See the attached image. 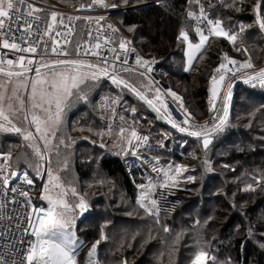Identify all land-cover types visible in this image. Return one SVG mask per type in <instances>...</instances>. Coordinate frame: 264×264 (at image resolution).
<instances>
[{
    "label": "trees",
    "instance_id": "obj_1",
    "mask_svg": "<svg viewBox=\"0 0 264 264\" xmlns=\"http://www.w3.org/2000/svg\"><path fill=\"white\" fill-rule=\"evenodd\" d=\"M46 1L54 2L59 6H78L91 0ZM30 2L35 4L32 0ZM109 2H112L111 5H115V7L103 9L112 10L110 18L114 17L118 21L119 40L129 41L128 45L145 58H160L161 62L156 67L154 76L164 84L165 88L169 87L180 93L183 102L189 107V113L194 115L198 113L200 119L207 118L211 114L208 110V107L210 108V93L207 84L210 81V75L213 74L214 61L218 56L225 53L240 55L244 51L237 49L248 47L250 56L252 54V64L260 65L264 60V31L258 27L254 12L257 0H235L234 4L233 0H201L205 10L223 22L226 31L229 33L238 32L241 25L245 27V31L240 35L236 44L224 37L211 36L205 48L197 54V59L192 62L187 71L185 70L187 69L185 49L188 42L179 40L177 37L181 30H185L188 32L189 41L196 42L194 23L187 16V12L198 10L197 5L189 4L188 0H109ZM44 3L46 4V2ZM41 9L42 11L36 14L47 16L48 12L42 7ZM230 58L235 59L231 56ZM219 62H222V59ZM140 76L137 71H125L117 74L118 78H122L135 88L137 86L130 80L135 79L139 83ZM245 79H238L232 84L233 103L228 117V126L223 132L210 137L212 142L207 149L204 148L202 139L187 136L178 128L173 127V124L169 122L170 119L162 110L159 113L154 111L152 107L123 86L113 84L112 81L103 77L97 82H88V86L84 90L89 93L90 104L99 102L107 105L110 99L113 100L116 95L119 96L118 90L122 91L125 96L123 99L120 98L117 104L106 106L105 111L98 113L100 116L90 109L87 120L82 121L84 117L81 116V121L76 126L71 124L69 129H72L73 134L70 137L66 135L64 142L69 146V152L74 153L73 157L77 165L76 173L79 177L84 178V188L99 187L101 188V191L98 188L100 192L105 191L109 196L113 192L110 185L105 183L104 179L101 180L103 183L94 184L97 177L93 171L97 168L101 169L100 177L103 174L109 178L120 176L125 197L129 203L136 202L135 205L133 204L134 207L130 206L135 210L130 216L122 213L115 215L107 194L98 196L93 191L89 194L85 193V200L87 203L90 202L93 208L104 207L96 208L101 212L100 214H95L92 210H89L88 213L86 211L79 219L77 229L80 228V224L85 223V216L89 214L87 218H90L91 222H87L83 227L84 238L81 239L85 242L91 241L101 238L102 233L107 237L103 240L107 246L104 255L105 264H123L143 248H148L151 251V254L144 260L147 264H190L194 253L200 248L207 251L210 257H216L218 264H225L229 258L230 264H264L263 103L259 104L262 115L255 113L256 100L263 102L264 93L253 87L252 84L245 83ZM138 88L144 90L139 85ZM106 90H110V98ZM241 92L247 96L243 101H238ZM145 95L148 99L152 97L150 92ZM81 102L84 103L82 107L87 108L89 103ZM154 102L157 103V101ZM112 108L115 109V116L111 118ZM105 115L118 125L116 128H121V126L128 130L135 128L141 137L151 138V144L143 143L139 147L140 157H144L150 152L149 150H155L157 154L167 156L168 161H172L173 164L185 166L189 169L185 171L192 172L191 176L195 177V181L177 183V187L168 188L160 187V184L163 183L161 179L153 180L156 181L157 186L152 195L161 209L160 223H156L153 217L147 215L144 209L137 205L138 185L143 184L145 170L151 173L153 167L148 163L144 167L146 162L144 158H141L142 165L137 163L135 169H131L129 168V155L113 153L110 146L112 139L106 138L104 129L97 131L101 130L99 127V124L103 122L101 116ZM162 116L165 118H160ZM240 116L245 119L243 122L237 121ZM120 117H123V120ZM168 131L181 134L196 144V148L192 149V156L198 158L197 166L193 160L182 163L183 158L193 159L189 156L191 155L188 152L190 147H184L186 142L181 144L182 147L176 142L170 143L169 137H163ZM72 142L73 146H71ZM0 152L11 153V159L7 160L9 169L19 168L26 172L37 188L35 177L25 168L27 162L31 164L28 157L30 153L22 155L11 151L0 150ZM130 157L135 156L130 154ZM207 158L212 161L210 167L215 170L214 176L211 175V172H208V175L202 170L201 165ZM167 164L170 163L164 165ZM222 170H226L228 175L230 174L232 184L229 190L224 191L223 186L220 187L226 193V198L222 196L220 184L211 187L213 185L209 183L214 177L220 178L217 172ZM170 173H174V166L171 167ZM202 178H205L204 181ZM257 178L260 179V183L257 182ZM249 184L256 190L245 191L244 189ZM215 187L217 193L213 194L212 189ZM241 197H245V203L241 202L243 207L226 210V212L222 209V207L225 208V199L234 202ZM203 199L210 203L213 201V205L216 204V206L219 202L220 208L211 211L207 210L208 208L203 209L201 213L205 214L206 218L200 217L191 220L187 213L190 214L194 211L192 208L194 205L200 208ZM215 216H219L216 222ZM143 218L149 222H143ZM121 225H127L125 226L126 230L123 231L124 234L120 232ZM165 226L170 229L169 232L163 231ZM250 231L251 235H249ZM177 236H179L178 240ZM147 241H149L148 245L142 248ZM209 264H212L211 260Z\"/></svg>",
    "mask_w": 264,
    "mask_h": 264
},
{
    "label": "snow or ice",
    "instance_id": "obj_2",
    "mask_svg": "<svg viewBox=\"0 0 264 264\" xmlns=\"http://www.w3.org/2000/svg\"><path fill=\"white\" fill-rule=\"evenodd\" d=\"M189 4H195L199 7V14L193 11L187 12V16L191 19L197 20L200 23H205V27H200L199 24L196 27L195 31L199 35V43L193 44L189 41L188 32L181 30L179 40L188 42V64L191 66L193 60L197 59V53H200L202 49L205 48V45L209 42L211 36L216 37H225L231 43L236 44L240 35L245 31L243 25L239 26L238 32L229 33L223 27V22L220 20L210 19L205 11L204 6L201 4V0H188ZM235 0H233V4ZM19 5V7H18ZM93 5L99 7H108L105 3V0H92V3L88 5L81 4V8L89 7ZM112 7H115L113 5ZM42 11V9L35 7V5L29 0H0V47L8 49L13 52L20 53H36L37 45L27 42V38L33 34V24L35 21L41 20V17L36 15V13ZM254 12L256 15V23L261 30H264V0H257V3L254 6ZM58 14L56 12L51 13V21L47 25V31L45 35L50 34L53 25L57 21ZM31 18V19H29ZM69 21L73 19H80V17H68ZM84 19L90 20L91 17H85ZM104 19V17H99V20ZM60 23L63 24V17L61 14ZM109 28H112L109 25ZM114 32H118L119 29L113 28ZM130 31L132 29H129ZM69 33L72 29L69 28ZM207 31V35H205ZM19 32L20 35L17 36L16 33ZM60 35V33H57ZM91 35V33H89ZM105 43H109L110 40L108 37L104 38ZM11 41V42H10ZM19 41V42H17ZM130 43L125 39L119 41V48L125 53L129 51L127 44ZM27 44V46H24ZM53 44L56 45L57 42L54 40ZM81 46H77V55H79ZM94 49L101 48L100 43L93 45ZM238 51L247 52V49H237ZM51 51L57 53L58 55L67 56L69 53L67 51L61 50L57 51V47L53 46ZM111 52L116 53L111 63L113 72H115V61H121L122 64L127 65V59L121 60L120 54L117 53L116 48L110 49ZM135 51V49H131ZM6 55V54H5ZM85 55H92L99 58V63H91L85 60H51L49 62H42L39 64V67L35 68L36 78L29 79L28 73L33 69L26 66L33 65L35 63L34 58H26L24 55H20L15 59H5L3 56H0V74H3L8 78L4 83H0V131L2 132H13L19 135H22L24 141H29L31 143L27 144V147L32 148L36 156L41 159L44 158L41 147L35 143L37 138L44 141V148L47 149L48 144L50 143L51 138L56 137V130L59 125L62 123L65 109L71 106L73 98L75 100H88V93L84 90L88 86V82H97L101 77H108L111 79L113 84L123 85L124 88L130 89L136 94V96L147 103L154 111L160 112L161 108L157 107L153 100L148 99V97L137 88L133 87L127 81L122 78H118L117 75L109 73V61L108 58L102 56L98 51H87L85 50ZM221 62L214 70L213 75L210 78V88H209V104L210 112L218 113L212 119L214 123L212 127L209 128L208 122L204 125L199 126L197 130L189 131V129L184 127H179L181 132L189 131V134L195 136L199 139H202L203 146L205 149L208 148L209 144L212 142L210 137L213 134L223 132L225 127L228 126V117H229V106L232 98V84L226 83V79H236L242 69H253L254 66L251 63V57L249 60L240 62L235 59L228 57L225 53ZM136 63L145 66L148 65V72H151L152 69L150 65L155 63V61L143 60L141 57H136ZM103 64L104 66H100ZM7 66V70L4 67ZM231 65L232 67H229ZM57 67H61L65 70L56 71ZM16 68L18 70H12ZM233 68L235 71H233ZM41 69H49L50 71L42 75ZM125 71H131V69L125 68ZM186 71L188 69H185ZM231 74V75H229ZM141 76L144 73H140ZM12 78H16L13 81ZM245 83L252 84L256 86L257 84L261 87H264V68L259 70H254L250 74H246ZM8 85L11 87V95H7ZM30 88V93L27 101L25 98L21 97L20 90H28ZM155 99L161 104L165 112H167L170 117L171 113L168 110V105L160 99V89H156ZM169 94L173 98V102L180 101V108H183L182 98L177 95L175 92L169 90ZM222 100V107L217 108V101ZM31 103V110L27 108V104ZM117 103L115 100H109L107 105ZM40 110L45 114L44 118H41L40 115L36 113L35 110ZM115 112V109H111ZM135 111V109H132ZM186 112L187 110L184 109ZM24 121H28L29 125L34 126L35 133L30 130H27L22 127H17L12 120V117L20 118ZM30 116V119H29ZM165 118V117H160ZM123 120V117H120ZM173 124V127H178V125L173 121L169 120ZM185 124L190 123V114L184 120ZM108 131L111 132V126H109ZM130 136L125 137L126 129L121 127L119 129V136L122 141H125L129 148H133V155H135V148L141 146V144L146 143L148 138L141 137L135 128L130 130ZM133 141H135V146H133ZM61 143L63 141L61 140ZM103 146V145H102ZM119 154V153H117ZM6 160L11 159V153H8L5 156ZM204 163L207 165L208 161L205 160ZM3 166H0L2 169ZM64 168H67V162L64 164ZM208 171H211V168H207ZM153 171H157L154 167ZM163 174V183L160 184L161 188L168 187H177V178L181 176L182 170L181 167H176L174 169V174H170V171L160 170ZM39 175V170L37 171ZM49 183L51 184V189H49L48 184L45 185V192L49 193L43 196V199L48 201L47 209H34L33 215L35 220L29 217L27 223L31 229V235L35 237L34 241L29 240L27 243L30 245L29 248L24 249V255L20 256L19 259H14L7 261L5 260V254H0V264H78L77 257L80 253L82 247L85 246V241L80 239L77 236L75 230V216L72 213L76 209H79L81 213L87 210V203L83 196H80L79 203L70 205L65 196L67 195V190H65L62 183H60V177L54 176L51 169L48 170ZM12 177H17V172L11 173ZM24 179L26 182L31 185L33 183L32 179H29L27 173H24ZM185 179L189 181H195V177L187 176ZM4 185L9 184V178L4 176L2 178ZM257 182L260 183V179L257 178ZM139 188L145 189V185H138ZM155 188V185L149 184L145 191L141 192V195L138 199V203L145 213L155 219L156 223H160V207L156 199H149V193ZM54 189H60L56 193L55 197L51 195V191ZM245 191H255L251 184L247 185L244 189ZM11 191L15 192L16 189L12 188ZM72 194L76 195V190L71 189ZM23 196H27V193H21ZM5 204L0 203V209H3ZM5 216L0 213V221L4 220ZM25 234L29 233V229H25ZM164 232H169L168 227L163 228ZM251 235V231L249 232ZM107 239L106 236L101 234L100 240L95 241L91 245V249L88 251V260L86 264H95L93 257L96 254L97 246L101 243V240ZM179 236H177V240ZM23 244L24 241H21ZM171 255V254H170ZM212 261V264H218L216 257L209 256V253L202 248L197 250L193 257L190 260V264H209V261ZM126 264V262H125ZM225 264H230L229 261Z\"/></svg>",
    "mask_w": 264,
    "mask_h": 264
},
{
    "label": "rangeland",
    "instance_id": "obj_3",
    "mask_svg": "<svg viewBox=\"0 0 264 264\" xmlns=\"http://www.w3.org/2000/svg\"><path fill=\"white\" fill-rule=\"evenodd\" d=\"M31 1V0H30ZM29 1V2H30ZM35 2V7L37 8H40L41 9V6H53V7H57V8H77L78 6L74 5V6H69V5H63V6H59L58 4L54 3V2H49V1H44L46 2V4L42 1V0H32ZM112 1V0H111ZM92 3V0L89 1V2H84V5H88ZM105 3L108 5V7H99V6H96V5H93L92 8L94 9H103V8H110L112 7V2H109V0H105ZM50 4V5H49ZM86 7V6H85ZM104 10V9H103ZM106 10V9H105ZM191 11H195V10H191ZM198 11V10H196ZM112 19V18H111ZM114 21V23L117 25H119L118 21L116 20V18L113 17L112 19ZM224 27V25H223ZM225 29V28H224ZM226 30V29H225ZM264 31V30H263ZM119 40V39H118ZM195 43H198V40L196 39V42ZM247 49V52H244L243 54H237V53H228V57H235V59H244V58H248L249 60V57L250 56V52L248 51V47H244V49ZM264 51V50H263ZM262 53V51H261ZM224 55L222 56H218L215 61H214V68H216L221 62V59L223 58ZM234 59V58H232ZM194 61V60H193ZM264 61V60H263ZM43 61H41L40 63H42ZM222 62H225L226 61H223ZM39 63V64H40ZM252 63V62H251ZM254 67H257L255 70L258 69V66L259 65H254ZM186 67L187 69L189 68V66L186 64ZM213 68V70H214ZM62 70H65L61 67H57L56 71H62ZM50 70L49 69H42L41 70V74L42 75H45L49 72ZM250 74V73H249ZM28 75V78L29 79H33V78H36V73L33 72V73H29L27 74ZM210 75V74H209ZM213 74L210 75L209 77V80L210 78L212 77ZM155 77V76H154ZM102 78V77H101ZM131 78H134V77H131ZM141 79V81L136 82L135 79H131L128 78V80H130L133 84H135L138 88V85L143 87L144 90L142 91L140 88H138L140 91H142L143 93L147 94L148 92H150L152 94V97H151V100H153V103H155L154 101H157L155 99V96H156V89H160V99L166 103L168 105V110L170 111L171 115L170 117L168 116L167 112H165V110L163 109V107L161 106V104L157 101V103H155L157 105V107H160L161 110L163 111L164 114H166V116L168 117V119H171L173 120L177 125L179 129V127H184V128H187L189 129V131H192V130H197L199 128V126L201 125H204L206 122H208V127L211 128L212 127V124L214 123L213 121V117L215 115H217L218 113L216 112H211V114L209 115V117L207 118H201L200 119V115H194L193 113H189V107H187V105L183 102L182 100V104H183V108H180L179 105H180V101H177V102H173V98L171 97V95L169 94V90H171V92H175L177 95H179L181 97V94L176 92V90H173L171 88H165L160 81L159 79H156V82L155 80H153L152 77H146V76H140L139 77ZM13 81H15L16 78H12ZM8 80V78L6 76H4L3 74H0V83H4ZM236 80H233V81H230V82H227V83H231L233 84ZM8 92H7V95H11V87L12 85H8ZM174 87H177V86H174ZM207 87L210 88V81L208 82L207 84ZM232 89H233V85H232ZM106 92L108 93V97L110 95V90H106ZM29 93H30V88L28 90H24V89H21L20 90V95L21 97L25 98V100L27 101L28 97H29ZM118 95L120 96H115L116 98L113 99L115 101H117V103L119 102L120 98L123 99L124 98V93L120 90H118ZM246 96L247 94L245 93H239V96H238V101H243L244 99H246ZM110 98V97H109ZM232 98H233V90H232ZM231 98V103H230V106H229V113H230V109H231V105H232V99ZM90 96H89V93H88V100L85 101L87 105V108L85 107H82V103L81 101H84V100H73V102L71 103V106L66 108L65 109V113H64V116H63V120H62V123L59 125L58 129L56 130V137L55 138H51L50 140V143L48 144V147L47 149L44 148V141L42 140H39L37 138V140L35 141V143H37L40 147H41V150H42V153H43V156L44 158L41 159L40 157L36 156L33 152V149L32 148H29L27 147V144L28 143H31L29 141H24L22 135H19V134H16V133H13V132H2L0 131V150L1 151H11L13 153H18V154H24V155H27V152L28 154L30 153V155L28 156L30 159L29 161H31V164L29 162H27V165L25 166V168L35 177L36 181H37V189L35 190V193L34 191L32 192H26L27 193V196L26 197H29L30 196V202H31V208H30V214H31V217L33 220H35V216L33 215V210H34V207L35 205L34 202V197H33V194H35L36 198H38V205H37V208L35 209H47L48 207V201L43 199V196L49 194L47 192H45V185L48 184V187L49 189H51V184L49 183V176H48V170L51 169L52 173L54 176H59L60 177V183L63 184L65 190H67V195L65 196V199L67 200V202L70 204V205H75L77 203H79V198L80 196H85V193H92V191L97 194L98 196H102L103 194H107L105 193V191H101V188L99 187H96V188H84L85 187V180L84 178H81L78 176V174L76 173L77 172V165H76V161H75V158L73 157L74 156V153L71 154V152H69L70 148L69 146H67L64 142V139L67 136H72V129H69L71 124L73 125H77V123H79L81 121V116L84 117L83 120H87V114L90 113V109L94 110L97 115H99L98 113H101L102 111H105L106 110V105H103V104H100L99 102H94L92 104H90ZM115 103V104H117ZM263 103V104H262ZM115 104H112L115 105ZM256 108L255 109V113H257L258 115H262V112L260 111V106L259 104H262L264 105V101L263 102H260V101H257L256 100ZM250 105V104H249ZM222 107V100H218L217 101V108H221ZM27 108L29 110H31V103L29 102L27 104ZM184 109H186L187 111L185 112ZM208 110H209V107H208ZM36 113L38 115L41 116V118H44L45 114L43 112H41L40 110H35ZM112 114H110L111 118L114 117V113L115 112H111ZM188 114H190V123L189 124H185L184 123V120L188 117ZM76 116V117H75ZM100 116V115H99ZM103 118V122L99 124V127L101 128V130H97V131H102L104 129V133L107 135L106 138H109V139H112L110 141V145L111 148H112V151L113 153L117 154L119 153V155H129V158H130V162H129V168L131 169H135V166L136 164H140L142 165V163L140 162V159L141 158H144L146 164H144L143 166L146 167L147 163L150 164L153 168L155 167L157 169V171H153L152 169V172H148L147 170H145V173H144V177H143V184L142 185H145L146 188L147 186L151 183L153 185H155V188L153 190H156V181H153L155 178L156 180H162L163 181V174L162 172L160 171L161 169L163 170H166V171H170L171 167L174 166V169L176 167H181V170H182V174L181 176H179L177 178V183H186V182H190L189 180L185 179V177L187 176H191L192 175V172L190 171H185V170H189L187 169L185 166H177L176 164H173L172 161H168V157L167 156H164L162 154H157L156 151L154 150H149L150 152H148L144 157L141 156L140 157V154H139V147L138 148H135V155H133V148H129L127 143L125 141H122L120 139V136H119V129L120 128H116L118 127V125L115 124V122L111 121V119L105 115V116H101ZM100 117V118H101ZM29 119H30V116H29ZM114 119V118H113ZM12 120H13V123L17 126V127H22V128H25L27 130H30L32 131L33 133H35V128L34 126H31L29 125L28 121H24L22 119V116L20 118H17V117H12ZM242 121L245 120L243 119L241 116L237 119V121ZM109 126H111V129L112 131L109 132L108 131V128ZM123 127V126H121ZM128 129H126V132H125V137H128L130 136V132L128 131ZM189 131H184V133L187 135V136H190L189 134ZM84 137V136H82ZM164 138L166 137H169V142L170 143H175L177 145H179L180 147L181 144L183 142H186V146H189L190 149H189V153L191 155V158L193 159H187V158H183V162L182 163H188L189 161L193 160L195 163V166H197V162H199L198 158H194V156H192V152H193V148H196L195 145L196 144H193L192 142L193 141H190L188 138L184 137L183 135L181 134H177L176 132H172V131H168V133H165L163 135ZM163 138V139H164ZM61 140L63 141V143H61ZM152 140L150 137H148V140L146 143L148 144H151ZM135 141H133V146H135ZM164 144V143H163ZM74 143L72 142L71 143V146H73ZM142 146V144H141ZM192 147V148H191ZM114 148V149H113ZM116 148V149H115ZM130 154H132L133 158L130 157ZM115 156V155H114ZM208 161V164L206 165L204 162L202 163V170L204 171V173H207L208 172L212 173L211 175L214 176L215 173H213L215 170L213 169V167H210V164L212 163V161L209 160V158L205 159ZM204 160V161H205ZM65 162H67V168L65 169L64 168V164ZM170 163V164H167V165H164L165 163ZM172 165V166H171ZM211 168V171H208L207 168ZM39 170V175L37 174V171ZM101 169L97 168L93 171V174L96 175L97 178H95L94 180V184H101L103 183L101 180H105L106 182L105 183H108L110 185V188L111 190L113 191L110 196H109V202L110 204L112 205L111 208L112 210L115 212V215L116 214H126L128 216H130L133 212H135V210L133 209V204L135 205V201L133 203H129V200L125 197V194L122 190V179L120 176H113V177H107L106 175H101ZM193 173H195V171H193ZM219 174V177L220 178H215L209 183H211V187H214L216 185H219V188L223 186V189L224 191L225 190H229L231 188V178H230V174L228 175L227 171L226 170H222V171H219L217 172ZM172 174V173H170ZM174 174V173H173ZM209 175V174H208ZM210 175V176H211ZM148 178V179H146ZM150 178V179H149ZM230 178V179H229ZM203 181L205 178H202ZM219 181V182H218ZM218 182V183H217ZM94 185V186H96ZM92 187V186H90ZM75 189L76 190V195L74 196L71 192V189ZM98 188L100 189V191L98 190ZM145 189H141L139 188V191H138V199L141 195V192L142 191H145ZM217 188H213V194H216L217 193ZM223 189L220 188V190L223 192ZM153 190L149 193V199H154L153 198V195H152V192ZM60 189H54L51 191V195H53L55 197L56 193L59 192ZM213 196V195H212ZM223 197H227L226 193L223 192L222 194ZM98 199V198H97ZM138 199H137V203H138ZM253 200V199H252ZM86 201V200H85ZM93 201V200H92ZM204 201V202H203ZM203 201L201 200V204H200V208L198 207H192L194 209V211L190 214L187 213V216H189V218L191 220H195L193 218H200V217H203V218H206L205 217V214H202L201 212H203V209L205 210L206 208H208L207 210L210 209L211 210H216L218 208H220V205H219V202L217 203V206L216 204L213 205V201L210 202H207L203 199ZM209 201V199H208ZM243 201V203H245V197H241L240 199H238L237 201H228L227 199H225L224 203H225V208L222 207V209H224V211L226 212V210H235V209H239L241 207H243L244 205L242 204L241 205V202ZM189 203H191L192 201H188ZM87 203V201H86ZM221 203V202H220ZM139 205V203L137 204ZM91 206V207H90ZM130 206H133L132 208H130ZM140 206V205H139ZM104 206H96L93 208L92 204L89 202L87 203V213L89 210H92L95 214H100L101 212L99 210H97L96 208H103ZM184 207V206H183ZM121 208H123V210H121ZM228 208V209H227ZM84 211L83 213L80 212L79 209H76L74 213H72V215L75 216V230H76V233H77V236L81 239V238H84L83 237V234H82V230H83V227L86 226L85 224H87V222H91V219L90 218H87V216H89V214H87L85 216V223H82L80 224V228L77 229V223L79 221V219L83 216V214L86 212ZM131 211V212H130ZM128 212V213H127ZM227 214V213H226ZM92 217V216H91ZM217 219H219V216H215L214 217V220L215 222L217 221ZM209 220V219H208ZM92 221H94V219L92 218ZM143 222H149L146 218L142 220ZM127 226V225H125ZM124 225H121L119 228L121 229L120 232H122L124 234V230H126V227ZM118 228V229H119ZM128 228V227H127ZM145 228V227H144ZM143 229V228H141ZM31 233V231H30ZM35 237L31 235V240L34 241ZM97 240H100V238H97V239H93L91 241H87L85 242L86 243H89L91 242L90 244L94 243L95 241ZM149 241H147L143 246L142 248L145 246V245H148ZM30 247V246H29ZM146 247V246H145ZM106 250H107V246L105 244V242L103 240H101V243L97 246V250H96V254H95V264H105V260H104V255L106 253ZM135 255H133V257H129L127 260H126V264H147L145 263V259H147V256L149 254H151V251L148 250V248L146 249H142L140 252H138L137 254L134 253ZM121 264V263H120ZM125 264V262L123 263Z\"/></svg>",
    "mask_w": 264,
    "mask_h": 264
},
{
    "label": "built area",
    "instance_id": "obj_4",
    "mask_svg": "<svg viewBox=\"0 0 264 264\" xmlns=\"http://www.w3.org/2000/svg\"><path fill=\"white\" fill-rule=\"evenodd\" d=\"M19 7V5H18ZM43 9H45L48 14L47 16H41V20L35 21L33 24V34L27 38V42L37 45V52L36 53H20V52H13L8 49H4L3 47H0V56H3L5 59H15L20 55H24L26 58H34L35 63L31 66L27 65L28 67H31L32 69H35L36 67H39V63L41 61L43 62H49L51 60H85L89 61L91 63H99V58L92 56V55H85V50L91 52V51H98L102 54V56H105L108 58L109 61V73L110 75L118 73L125 72V68L131 69V71H137L139 73H144V76L146 77H152L153 80H156L154 77V71L158 64L161 62L160 58H145L143 57L137 50L134 52L131 51V48L128 44L127 47L129 51L125 53L123 50L119 48V41L118 35L120 33V30L118 32H114L112 29L116 28L119 29L118 26L114 23V21L110 18V14L112 13V10L110 9H94L89 7H83L81 8V5H78L77 8H57L53 6H41ZM206 11V10H205ZM56 12L58 14L57 21L53 25V28L50 32V34L45 35L44 33L47 31V25L49 23H52L51 21V13ZM199 14L198 11H193ZM208 17L213 20H217L214 16H212L208 11H206ZM61 14L63 17V24L60 23ZM37 15V14H36ZM80 17V19H73L72 21H69L68 17ZM85 17H91L92 19L86 20ZM99 17H104V19L99 20V23H97V19ZM31 19V18H29ZM191 19V18H190ZM194 23V30L196 27H205V23H200L197 20L191 19ZM109 25L112 26V28H109ZM69 28L72 29L71 33H69ZM57 33H60V35H57ZM91 33V35H89ZM233 33V32H231ZM230 33V34H231ZM196 38L199 42V35L196 33ZM207 31H205V35H207ZM17 36L20 35L19 32L16 33ZM108 37L110 42L105 43L104 38ZM56 41L57 44L54 45L53 41ZM11 42V41H10ZM19 42V41H17ZM96 43L101 44V48L94 49L93 45ZM80 45V51L79 55H77V46ZM264 45V44H263ZM24 46H27V44H24ZM56 46L57 51H67L69 55H58L57 53H53L51 51L52 47ZM116 48L117 53L120 54L121 60L127 59L128 64L124 65L121 63V61H115V72H113V68L111 67V63L113 62V58L116 55V53H113L110 51V49ZM6 54V55H5ZM139 56L143 60L147 61H155V63H152L150 65L152 71L148 72L147 68L148 65L141 66L136 63V57ZM264 59V58H263ZM240 62L247 61L248 59H235ZM100 66H104L101 64ZM4 67L7 70V66L4 65ZM229 67H232L229 65ZM257 67H254L253 69H242L239 75L236 79H226V83L238 80V79H245L246 74L252 73ZM260 68H264V61L258 66L259 70ZM12 70H18L16 68H13ZM233 71L235 69L233 68ZM231 75V74H229ZM109 79L108 77H103ZM253 86V85H252ZM264 93V87L259 86L258 84L256 86H253ZM7 153L0 152V166H3L2 169H0V203L5 204V207L3 209H0V213H2L5 216V219L0 221V254H5V260L10 261L14 259H19L20 256L24 255V249L29 248V244L27 241L31 240V229L29 228V225L27 223L29 217H31L30 214V208H31V202H30V196L26 197L21 195V193L26 192H32L37 189L34 183L29 185L26 180L24 179V171H22L19 168H12L9 169L7 164V160L5 159V156ZM17 172V177H12L11 173ZM4 176H7L9 178V184L4 185L2 182V178ZM28 178L31 179V177L27 174ZM12 188H15L16 191H11ZM34 197V204L35 208H37L38 205V198H36L35 194H33ZM32 218V217H31ZM25 229H29V233L25 234ZM21 241H24L22 244ZM86 243L85 246L87 244ZM83 249V247H82Z\"/></svg>",
    "mask_w": 264,
    "mask_h": 264
},
{
    "label": "bare ground",
    "instance_id": "obj_5",
    "mask_svg": "<svg viewBox=\"0 0 264 264\" xmlns=\"http://www.w3.org/2000/svg\"><path fill=\"white\" fill-rule=\"evenodd\" d=\"M155 82H156V80H155ZM90 249H91V244H87L86 246L83 247V249L80 250V253H79L78 257H77L78 264H86V262L88 260L87 253H88V251ZM92 259H93V261H95V256Z\"/></svg>",
    "mask_w": 264,
    "mask_h": 264
},
{
    "label": "crops",
    "instance_id": "obj_6",
    "mask_svg": "<svg viewBox=\"0 0 264 264\" xmlns=\"http://www.w3.org/2000/svg\"><path fill=\"white\" fill-rule=\"evenodd\" d=\"M199 43V42H198ZM194 44V43H193ZM195 44H197V43H195ZM187 52H188V43H187V46H186V49H185V60H186V64L189 66V64H188V57H187ZM198 54V53H197ZM192 65V64H191ZM191 66H189V68H190Z\"/></svg>",
    "mask_w": 264,
    "mask_h": 264
},
{
    "label": "water",
    "instance_id": "obj_7",
    "mask_svg": "<svg viewBox=\"0 0 264 264\" xmlns=\"http://www.w3.org/2000/svg\"><path fill=\"white\" fill-rule=\"evenodd\" d=\"M42 70V69H41ZM33 72H35V69H33L31 72H29V73H33ZM28 73V74H29ZM121 86H123V85H121ZM124 88V87H123ZM127 89V88H126ZM127 90H129L131 93H133L135 96H136V94L134 93V92H132L130 89H127ZM190 136H192V135H190Z\"/></svg>",
    "mask_w": 264,
    "mask_h": 264
}]
</instances>
